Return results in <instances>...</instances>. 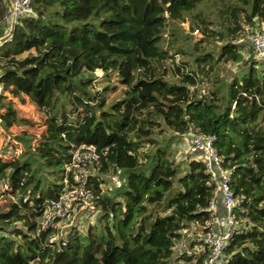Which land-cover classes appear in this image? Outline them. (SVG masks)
<instances>
[{
  "label": "trees",
  "instance_id": "trees-1",
  "mask_svg": "<svg viewBox=\"0 0 264 264\" xmlns=\"http://www.w3.org/2000/svg\"><path fill=\"white\" fill-rule=\"evenodd\" d=\"M33 11L0 47V134L33 125L16 101L46 114V132L36 147L27 132L14 135L9 153L23 150L12 161L1 156L10 142L0 149V198L17 197L0 207V264H202L175 252L187 231L202 230L214 194L202 161L177 160L174 145L192 128L214 137L233 171L244 232L230 264H264V64L251 59L209 95L194 91L203 65L243 62L238 40L264 24V0H33ZM5 12L0 0V38ZM186 21L209 47L192 42ZM98 70L106 79L95 83ZM84 145L101 154L98 174L121 184L107 194L92 178L98 223L63 247L42 218Z\"/></svg>",
  "mask_w": 264,
  "mask_h": 264
},
{
  "label": "built area",
  "instance_id": "built-area-1",
  "mask_svg": "<svg viewBox=\"0 0 264 264\" xmlns=\"http://www.w3.org/2000/svg\"><path fill=\"white\" fill-rule=\"evenodd\" d=\"M4 7L5 35L0 38V47L13 40L15 28L23 17L34 14L33 0H4ZM194 34L197 35L198 30ZM245 45L253 51L256 60L264 64V24L263 28L247 36ZM2 92L0 72V94ZM187 134L190 153L205 164L214 194L208 208L209 219L200 232L190 237L191 247L184 248L183 253L202 259V264H230V243L234 236L244 232L236 211L239 199L231 187L233 171L225 167L214 146L213 136L201 134L194 128ZM101 161V154L94 146L84 145L74 150L68 167L73 179L66 180V188L57 199L47 204L42 218L41 229L54 231L50 243L58 241L65 247L69 236L84 234L94 224L100 207L92 178L96 176L95 170L101 167ZM219 195L225 208L223 215L217 212L216 200Z\"/></svg>",
  "mask_w": 264,
  "mask_h": 264
},
{
  "label": "rangeland",
  "instance_id": "rangeland-1",
  "mask_svg": "<svg viewBox=\"0 0 264 264\" xmlns=\"http://www.w3.org/2000/svg\"><path fill=\"white\" fill-rule=\"evenodd\" d=\"M182 28L185 29L186 34L192 36L193 40L192 42L197 41H203V46H208V41H206L205 36L203 35L202 31H200L197 35L194 34L195 30L192 31L191 24L189 21H186L182 24ZM263 28V24H257L255 28H248L246 27V32L241 36V38L238 40L240 44L244 45V49L242 51V55L244 57L243 62L241 63H221L219 65H216L213 69L209 65L202 66L197 69L199 73V82L197 84V87L195 88V95L202 96V95H209L212 91L216 90V85L214 82L218 80H222L224 82H231L234 78L240 77L244 71L247 70V66L251 62V59H256L255 54L253 51L245 45V40L247 36L250 33H253L255 31L260 30ZM168 36V35H166ZM222 43L217 42L215 46H221ZM216 52V51H215ZM177 57V60L181 59L185 62H189L190 64L194 63V57H187L186 59ZM171 64V62L169 63ZM196 69V67H195ZM87 75H84L83 78H86ZM93 81L100 82L102 80H105L106 77L103 75L102 71L98 70L94 77L92 78ZM170 80H175L173 76H169ZM112 83H117L116 78L112 80ZM113 95L111 96V98ZM16 105L19 107V114L21 117L30 120L33 125L31 126H17L11 129V134L2 135L0 134V149H4V145L10 142V146L5 148L3 151L5 153L2 156L4 160L12 161L15 158H17L22 150V145H17V148L14 149V154L9 153V150L11 146H13L15 143L12 141V138L14 135H17L21 132H27V134L32 135L35 137L34 141V147H36L41 142V136L46 132V126L45 121L47 119L46 114L43 111H40L37 107L32 105L29 101H26V104L21 105L18 101H16ZM1 131V128H0ZM189 136L188 134L182 137H178V142L174 145V147L177 150V160L181 161L182 159H187L192 157L190 153V143H189ZM95 174H98V170H95ZM99 175V174H98ZM99 179L102 181L101 189L103 193H112V191L115 189V187L119 186L120 178L116 175H99ZM7 187V186H6ZM12 201H17V197L13 198L9 195H6V197L0 198V207L6 208ZM99 214L96 216V219L94 221V225L98 223ZM98 219V220H97ZM192 231L188 232V234H191ZM187 236H185L183 239H185ZM179 242V244H176L175 252L178 255L183 254L184 248L182 246V241Z\"/></svg>",
  "mask_w": 264,
  "mask_h": 264
},
{
  "label": "crops",
  "instance_id": "crops-1",
  "mask_svg": "<svg viewBox=\"0 0 264 264\" xmlns=\"http://www.w3.org/2000/svg\"><path fill=\"white\" fill-rule=\"evenodd\" d=\"M216 206H217V212L219 213V214H221V215H223V214H225V208H224V206H223V201H222V197L219 195L218 197H217V200H216ZM190 231H192V233L191 234H188V232H190ZM190 231H187L185 234H186V238L185 239H183V241H182V246H183V248H188V247H191V245H190V243H189V241H190V237L193 235V234H195V233H198V232H200L201 231V228L200 227H194L192 230H190ZM197 231V232H196ZM180 242V241H179ZM179 242H178V244H179Z\"/></svg>",
  "mask_w": 264,
  "mask_h": 264
}]
</instances>
